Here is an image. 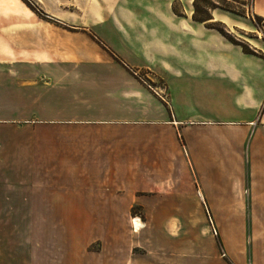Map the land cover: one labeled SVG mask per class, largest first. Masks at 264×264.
Returning a JSON list of instances; mask_svg holds the SVG:
<instances>
[{
  "label": "crops",
  "instance_id": "0c3cea01",
  "mask_svg": "<svg viewBox=\"0 0 264 264\" xmlns=\"http://www.w3.org/2000/svg\"><path fill=\"white\" fill-rule=\"evenodd\" d=\"M175 1L34 0L54 29L71 30L0 43V210H163L164 196L195 181L207 212L242 190L264 211V49L246 54L209 27L227 16L197 22ZM253 11L264 19V0ZM65 226L1 236L0 264L151 258L122 253L112 233ZM146 229L132 231L131 248Z\"/></svg>",
  "mask_w": 264,
  "mask_h": 264
},
{
  "label": "rangeland",
  "instance_id": "374dc122",
  "mask_svg": "<svg viewBox=\"0 0 264 264\" xmlns=\"http://www.w3.org/2000/svg\"><path fill=\"white\" fill-rule=\"evenodd\" d=\"M194 1H175L172 8L182 11L185 6L195 11ZM253 1H245L248 5L243 7L228 0H198L197 10L202 17L207 12L215 13L217 20L222 15L227 16L229 26L219 21L214 23L224 29L230 39L260 56L259 48L264 49V19L254 17L257 15ZM210 5L216 9H210ZM40 11L43 13L34 0H0V43L34 41V31L44 43L59 40L71 30L64 26L54 29L56 25ZM73 18L78 25L88 23V19L78 14ZM175 191L159 201L166 203L163 210L143 211L138 206L115 212L0 210V238L65 234L71 229L65 225L75 222L84 226L83 233L89 237L112 233L122 253L148 254L151 257L148 264H264V211L251 210L244 205L248 200L247 192L242 190L240 195L207 202L211 225L197 182L185 183ZM132 217H139L145 226L148 223L147 229H143L147 231L146 236L140 239L146 241L142 248H131L135 242Z\"/></svg>",
  "mask_w": 264,
  "mask_h": 264
},
{
  "label": "trees",
  "instance_id": "16d2710c",
  "mask_svg": "<svg viewBox=\"0 0 264 264\" xmlns=\"http://www.w3.org/2000/svg\"><path fill=\"white\" fill-rule=\"evenodd\" d=\"M228 1H232V2L238 3V4H240L243 7L248 5L247 2H245V1H240V0H228ZM197 5H198V0H195L194 1L195 11H194V15H193V19L195 21L201 22V23H206V22H210V21L214 20V18L212 17V14H210V12H207V14L204 17H202L201 13L197 10ZM211 6L212 5L209 6L210 9L211 8L212 9H216L214 6H212V7ZM174 11L177 12L175 9H174ZM254 17L257 18L258 16H254ZM259 18H261V17H259ZM261 19H263V18H261ZM209 27L212 28V29L217 30L222 36L227 38L233 44L240 46L238 43H236L235 41H233L232 39L229 38L228 34L226 33V31L224 29H219L216 23H210ZM241 47H242L243 51L246 54L256 55L255 52H253L248 47H244V46H241Z\"/></svg>",
  "mask_w": 264,
  "mask_h": 264
},
{
  "label": "bare ground",
  "instance_id": "6f19581e",
  "mask_svg": "<svg viewBox=\"0 0 264 264\" xmlns=\"http://www.w3.org/2000/svg\"><path fill=\"white\" fill-rule=\"evenodd\" d=\"M131 227L134 232H139L143 230L146 226L144 225L143 221L139 217H132Z\"/></svg>",
  "mask_w": 264,
  "mask_h": 264
},
{
  "label": "water",
  "instance_id": "95a60500",
  "mask_svg": "<svg viewBox=\"0 0 264 264\" xmlns=\"http://www.w3.org/2000/svg\"><path fill=\"white\" fill-rule=\"evenodd\" d=\"M207 214H208L209 221H210V223H211V225H212V221H211V219H210L209 212H207Z\"/></svg>",
  "mask_w": 264,
  "mask_h": 264
}]
</instances>
